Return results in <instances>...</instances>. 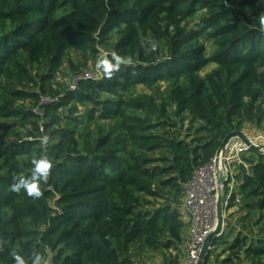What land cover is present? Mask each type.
<instances>
[{"label": "trees", "instance_id": "16d2710c", "mask_svg": "<svg viewBox=\"0 0 264 264\" xmlns=\"http://www.w3.org/2000/svg\"><path fill=\"white\" fill-rule=\"evenodd\" d=\"M261 12V0H0V264L33 247L47 264H180L168 252L188 227L186 184L228 134L264 125ZM72 52V79L113 53L132 63L56 90ZM12 129L25 133L1 134ZM252 151L206 264H264V153ZM33 152L54 165L40 199L11 191Z\"/></svg>", "mask_w": 264, "mask_h": 264}, {"label": "built area", "instance_id": "2783aa9c", "mask_svg": "<svg viewBox=\"0 0 264 264\" xmlns=\"http://www.w3.org/2000/svg\"><path fill=\"white\" fill-rule=\"evenodd\" d=\"M95 75L85 72L75 78L71 90L78 88L80 79H92ZM53 101L52 98L42 97L43 103ZM40 110V108L38 107ZM36 111V110H35ZM41 113V110L40 112ZM250 143L240 138H233L226 146L225 152L217 155L206 166L200 168L192 180L185 186L184 206L189 213L188 218V250L187 255L180 264H197L202 247L208 235L215 229L217 223V198L222 181H226L223 187L226 209L230 203L234 185L232 183V164L244 163L243 154L252 151L253 145L262 146L264 153V134L257 133L248 136ZM239 167V166H238ZM227 210L225 212V219Z\"/></svg>", "mask_w": 264, "mask_h": 264}, {"label": "clouds", "instance_id": "9594fccd", "mask_svg": "<svg viewBox=\"0 0 264 264\" xmlns=\"http://www.w3.org/2000/svg\"><path fill=\"white\" fill-rule=\"evenodd\" d=\"M261 2L264 3V0H261ZM258 21L260 30L264 31V12H261ZM150 50H156V45L154 43L151 45ZM131 63V58L113 53L111 58H108L107 56L99 58L96 67L103 72L106 79L111 80L114 75L120 71L122 66H128ZM39 140L40 144L46 148L50 137L45 134L41 136ZM30 162L32 165L31 175L28 177L23 175L15 177L14 182L11 185V191L17 194L23 191L29 198L40 199L43 196L41 184H46L49 180L51 171L54 167L53 161L46 152L39 157L33 152ZM4 244V241H0V250H3ZM8 255L12 259V264H47L45 256L35 247L30 251L27 259L15 250H10Z\"/></svg>", "mask_w": 264, "mask_h": 264}, {"label": "rangeland", "instance_id": "374dc122", "mask_svg": "<svg viewBox=\"0 0 264 264\" xmlns=\"http://www.w3.org/2000/svg\"><path fill=\"white\" fill-rule=\"evenodd\" d=\"M70 60H73L75 65H78L79 63L83 62L82 56L79 54H76L75 52H72V53L66 55L63 64L59 67L58 72L56 73V77L53 80V88H55L56 90L62 91L68 87H71V85L73 84V82L75 80V79H72V76H71L72 70H71V66L69 64ZM96 63L94 61H89L86 66H84V67L82 66L80 69V74L78 76H80L81 74H83L85 72H91L95 75V78L101 77L102 71L96 67ZM211 67L212 66L208 67L205 71L209 70ZM4 80H5V78H4ZM27 87H29V86H27ZM30 88L32 89L33 87L31 86ZM138 91L139 92L145 91L147 93L148 92L150 93L149 89H145L142 86L138 87ZM17 104L18 105L24 104L26 107L32 108L33 110H36V112H38V113L40 112V110L38 109V106L34 105L33 101H30L29 99L28 100L26 99L25 101H17ZM62 112H64V111H62ZM83 113H84V108L81 109L80 114H83ZM91 128H93V125L91 126ZM19 132L25 133V130H23V129L2 130L1 134L6 136V137H9L11 139H15ZM260 133L264 134L263 132H260ZM256 155L257 154H255L254 151H250V152L244 153L243 158L246 159V158L252 157V158L256 159L257 158ZM230 166H231V172H232V179H234V181L232 180V183L235 186V184L238 185V182H239V180H237V176L238 175L240 176L239 167H238L239 165L232 164ZM238 205H239V203L236 201L234 206H238ZM187 231H188V227H186L185 231L182 234L183 241L178 245V250L171 248V250L168 252V256L173 255L175 257H178L180 263L183 261V259L187 255L188 241H189V233H187ZM221 251H222V249H219L218 251H216V253L219 252L218 254H220ZM150 256H153V255H150ZM155 259L158 260L157 257H155ZM211 261L215 262V259H211Z\"/></svg>", "mask_w": 264, "mask_h": 264}, {"label": "water", "instance_id": "95a60500", "mask_svg": "<svg viewBox=\"0 0 264 264\" xmlns=\"http://www.w3.org/2000/svg\"><path fill=\"white\" fill-rule=\"evenodd\" d=\"M233 138H240L246 142L250 143L249 137L247 134H245L243 131H233L230 134L226 136L224 139L220 150L218 151V155L225 152L226 146L229 143V141ZM253 150L262 152V146L260 145H253ZM239 168L243 172H248V168L246 164L240 163ZM221 186L218 190V198H217V223L215 229L208 235L206 238V241L202 247V251L200 254V258L197 264H206L207 258L209 256V252L212 248L213 242L216 238L220 237L223 234L224 231V225H225V212H226V206H225V197H224V191L223 187L226 185V181H222Z\"/></svg>", "mask_w": 264, "mask_h": 264}, {"label": "crops", "instance_id": "0c3cea01", "mask_svg": "<svg viewBox=\"0 0 264 264\" xmlns=\"http://www.w3.org/2000/svg\"><path fill=\"white\" fill-rule=\"evenodd\" d=\"M242 131L247 134V136H253L257 133H260V132H263L264 133V125H262L261 127H257V126H254V125H250V124H246ZM248 168V166H247ZM237 202H239L238 200H236ZM239 208V205L238 206H233L231 209H230V212L232 211H236L238 210ZM188 233V231H187Z\"/></svg>", "mask_w": 264, "mask_h": 264}]
</instances>
